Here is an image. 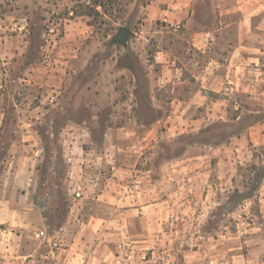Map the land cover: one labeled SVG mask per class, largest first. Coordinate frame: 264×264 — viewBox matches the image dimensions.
<instances>
[{"label":"rangeland","instance_id":"obj_1","mask_svg":"<svg viewBox=\"0 0 264 264\" xmlns=\"http://www.w3.org/2000/svg\"><path fill=\"white\" fill-rule=\"evenodd\" d=\"M150 2L0 0V198L32 202L33 219L40 218L33 232L42 229L41 236L53 237L62 225L67 235L84 232L81 223L91 214L109 217L117 257L109 264H165L167 255L186 264L184 250L201 243L209 261L213 235L226 240L245 226L244 197L256 199L263 179L264 143L249 127L264 121V95H234L243 109L219 111L203 101L195 76L204 74L210 56L225 62L231 44L257 38L233 27L212 30L213 47L204 53L193 45L202 39L196 29L239 21L238 15L219 16L207 8L213 0H201L191 19L175 26ZM92 9L96 16L87 14ZM123 27L131 30L126 42L115 39ZM159 51L182 69L164 68ZM256 54L261 61H245L240 74H264V54ZM166 74L186 80L167 81ZM178 97L194 102L177 106ZM235 134L247 145L235 149L241 157L233 160L234 174L221 179L217 159L207 155ZM83 148L96 162L86 166ZM153 179L159 190L147 189V200L175 202L170 220L169 209H158L159 224L150 220L155 210L137 203L136 185L151 188ZM252 210L258 213L257 202ZM155 226L159 237L151 239Z\"/></svg>","mask_w":264,"mask_h":264},{"label":"crops","instance_id":"obj_2","mask_svg":"<svg viewBox=\"0 0 264 264\" xmlns=\"http://www.w3.org/2000/svg\"><path fill=\"white\" fill-rule=\"evenodd\" d=\"M213 1V6L207 5L209 11L212 8L217 15L222 17L238 15L239 21L228 22L222 19L220 23L215 25L214 29L210 27L196 29L197 33L195 36L203 39L197 38L193 43L197 49L204 53L207 52L213 47V42L211 41L213 39L211 37L212 30L228 27H233L243 33L250 32L257 38V41L250 40L246 43L231 44L232 50L225 62L218 58L214 60L213 56H210L208 65L203 69L204 74H196L195 77L200 81L201 87L199 90L203 101L218 107L217 110L219 111L228 110L230 106L241 110L244 106L242 103L234 101V95L240 93L247 94L250 97L257 94L264 95V74H240L241 64L245 61H261L263 56H257V51L264 54V0ZM200 2L201 0H151L148 7L153 10L154 8L157 9V12L169 24L180 26L183 21L190 20L192 15L196 13V7ZM164 55L163 51H159L158 56H156L157 61L162 63L164 68L178 71L182 69L177 64L175 57L171 58L168 52L166 53L167 58ZM213 62L217 63V65H224L223 69L219 70L217 66L211 67L210 64ZM166 75L167 81L173 79L186 80L184 74ZM212 94L229 95L211 99L210 96ZM192 101V98L178 97L175 103H177V106L187 108L192 105L194 102ZM210 109L212 108L210 107L208 111ZM208 113L210 114V112ZM249 128H254L256 134H258L255 139L264 143V121H258ZM252 140L254 141V139ZM246 145L245 137L235 134L230 137L229 141L216 144L213 154L209 152L207 156L216 158L217 164L220 165V167L216 166L219 178H226L234 174L235 166L233 160L241 157L235 153V149L236 151H241ZM83 150L85 154L83 153L84 160L82 161L84 163L87 161L86 166L90 165L91 160L93 163L96 162V160L88 156L90 154L88 150L84 148ZM242 156L244 157V155ZM223 165H226V167ZM81 167H84V165L81 164ZM136 186L140 188V191H137L139 195L137 203L140 208L146 207L151 208L153 211L155 210V216L153 215L150 218L152 224H159L160 222L159 208L169 209V214L166 218L167 220L172 219L173 216L170 213L175 208L173 199L155 197L152 200H147L146 198L147 189L155 192L159 190L154 179L150 181L151 188L144 183ZM91 187L92 189L98 187V183L91 184ZM107 187L103 189V192L107 190ZM86 189L84 188L86 191L85 195L91 192V188ZM15 190L19 191L18 189ZM256 192V199H246L248 204L245 208L249 214V219L243 221L245 226L233 232V237H228L226 240L221 238V236L224 238L225 234L220 236L213 235L215 238V250L212 252V257L214 259L208 261L207 256L203 257V252L205 251L202 250L203 243H201L198 248L184 250L186 264H264V177ZM100 194L103 195V193ZM19 196L15 198L11 196L0 198V264H109V262H114V259L117 258L115 251L110 246L109 235L111 233L107 231L108 223L111 221L109 217L91 214L87 220L81 223L83 224L82 229H85L84 232L78 229L77 231H71L67 235V233L61 232L65 227L62 225L60 227L61 231H57L59 236H57L58 234L53 235V237L52 235L48 237L47 235L41 236L45 234L42 229L40 232H33V229L37 226L34 220H37L38 223L40 220L39 217L33 219L38 213L36 207L32 205V202L29 204L28 200L24 198L19 199ZM255 202L258 203V213L256 214L252 210ZM68 218H70V221L74 219L71 216ZM76 219H78V216H75V221ZM80 220L78 221L80 222ZM156 228L157 226L151 229V239L159 237V229ZM87 229L89 230L87 231ZM208 234L211 233L201 232L200 236L206 237ZM65 235L67 238H65ZM139 241L146 240L140 239ZM49 242L51 245L48 244ZM52 244L54 245L52 246ZM243 245H246V251H240ZM140 246L145 247L144 245ZM198 253L200 254L199 260H197L196 256ZM165 258L167 259L165 264H175L174 257L167 255ZM141 262L144 263L146 261L143 260Z\"/></svg>","mask_w":264,"mask_h":264},{"label":"water","instance_id":"obj_3","mask_svg":"<svg viewBox=\"0 0 264 264\" xmlns=\"http://www.w3.org/2000/svg\"><path fill=\"white\" fill-rule=\"evenodd\" d=\"M130 33H131V30L129 28L123 27L121 31L117 34L115 39L119 40L120 42H126Z\"/></svg>","mask_w":264,"mask_h":264},{"label":"trees","instance_id":"obj_4","mask_svg":"<svg viewBox=\"0 0 264 264\" xmlns=\"http://www.w3.org/2000/svg\"><path fill=\"white\" fill-rule=\"evenodd\" d=\"M87 14H89V15H91V16H96V12H95V10H88L87 11ZM255 167H257V166H255ZM264 177V172L262 173V178ZM261 183V182H260ZM260 183L256 186L257 187V189H258V187H259V185H260ZM253 197V195L252 194H249L248 196H245L244 197V199H250V198H252Z\"/></svg>","mask_w":264,"mask_h":264}]
</instances>
